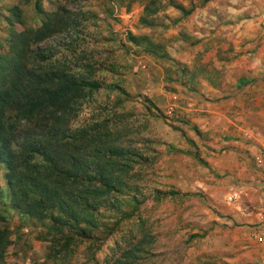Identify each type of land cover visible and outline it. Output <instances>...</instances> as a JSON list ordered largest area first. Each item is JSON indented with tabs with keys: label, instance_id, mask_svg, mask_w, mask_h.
<instances>
[{
	"label": "rangeland",
	"instance_id": "obj_1",
	"mask_svg": "<svg viewBox=\"0 0 264 264\" xmlns=\"http://www.w3.org/2000/svg\"><path fill=\"white\" fill-rule=\"evenodd\" d=\"M158 1L159 12L143 24L141 0H0V53L13 7L23 16L17 31L41 26L61 6L78 21L38 49L90 64L94 79L120 87L92 94L71 127L104 121L117 144L135 153L128 184L141 204L110 236L65 244L51 222L11 206L0 164V233L8 236L1 264H110L130 234L142 238L138 221L151 239L139 264H264V240L251 235L256 225L264 230V174L254 163L264 149V0ZM172 2L190 14L183 17ZM129 34L167 57L134 48ZM203 67L219 71L228 95L187 91L181 83L199 78ZM241 78L247 83L240 87ZM104 209L99 224L111 226L116 216Z\"/></svg>",
	"mask_w": 264,
	"mask_h": 264
},
{
	"label": "trees",
	"instance_id": "obj_2",
	"mask_svg": "<svg viewBox=\"0 0 264 264\" xmlns=\"http://www.w3.org/2000/svg\"><path fill=\"white\" fill-rule=\"evenodd\" d=\"M141 1L145 4L142 23L149 24L146 17L159 12V1ZM171 6L183 17L191 12L177 3ZM9 12L7 50L0 53V164L5 169L6 196L17 211L51 222L50 232L65 237V244L75 237L96 243L97 232L103 238L110 236L137 215L139 192L128 184L135 153L117 144L119 137L109 126L104 128V121L75 129L71 121L92 94L101 89L120 91V87L94 79L90 64L72 65L62 54L38 49L78 23L66 8L45 14L41 26L21 31L14 29V23L22 24V13L17 7ZM128 41L134 48L145 45L143 53L167 57L131 34ZM179 68L185 74V67ZM199 75L217 86L216 69L203 67ZM246 83L240 80V87ZM105 207L116 216L111 226L99 224ZM137 224L142 238L134 241L137 236L129 231L128 247L110 264H139L148 253L151 239L143 233V223ZM64 229H69L67 234ZM7 238L6 232L0 233V264Z\"/></svg>",
	"mask_w": 264,
	"mask_h": 264
},
{
	"label": "crops",
	"instance_id": "obj_3",
	"mask_svg": "<svg viewBox=\"0 0 264 264\" xmlns=\"http://www.w3.org/2000/svg\"><path fill=\"white\" fill-rule=\"evenodd\" d=\"M193 78V77H192ZM240 80H245L244 78H241L238 80V86H240ZM182 85H187L188 87L187 88V91L189 93H192L194 95H204V94H212V92H215V94H219V93H222L223 95H228L229 94V89H228V85L225 86V84L221 87V82L220 80H218L217 78V86H211L209 84V82L202 78L201 76L199 78H193V81L190 80V78L188 79V81H183L181 83ZM261 216L260 218H263V215L262 213H260ZM264 219V218H263ZM260 220V219H259ZM253 231L251 233L252 236H256V234H259L258 232V229H259V226L256 225L255 227H253ZM258 231V232H257ZM256 240V239H255ZM264 240V238H263Z\"/></svg>",
	"mask_w": 264,
	"mask_h": 264
},
{
	"label": "built area",
	"instance_id": "obj_4",
	"mask_svg": "<svg viewBox=\"0 0 264 264\" xmlns=\"http://www.w3.org/2000/svg\"><path fill=\"white\" fill-rule=\"evenodd\" d=\"M260 20L262 21V23H264V12L262 13V15L260 17ZM254 163H255V166L260 170V172L262 174H264V149L255 155ZM236 198H237V195L232 194L229 196L228 200L233 201V200H236ZM262 227H264V226H262ZM258 231L257 232L259 234H256V236L254 235L253 237H254V239L258 240L259 242H263L264 230L261 229V227H259Z\"/></svg>",
	"mask_w": 264,
	"mask_h": 264
}]
</instances>
